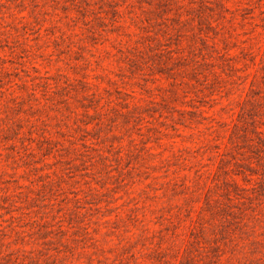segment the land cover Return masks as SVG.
<instances>
[{"label":"rangeland","instance_id":"rangeland-1","mask_svg":"<svg viewBox=\"0 0 264 264\" xmlns=\"http://www.w3.org/2000/svg\"><path fill=\"white\" fill-rule=\"evenodd\" d=\"M0 264H264V0H0Z\"/></svg>","mask_w":264,"mask_h":264}]
</instances>
